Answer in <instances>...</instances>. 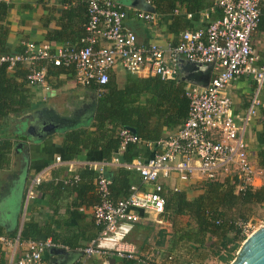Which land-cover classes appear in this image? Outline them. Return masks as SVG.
I'll use <instances>...</instances> for the list:
<instances>
[{
    "label": "built area",
    "instance_id": "1",
    "mask_svg": "<svg viewBox=\"0 0 264 264\" xmlns=\"http://www.w3.org/2000/svg\"><path fill=\"white\" fill-rule=\"evenodd\" d=\"M86 5V35L80 46L62 44L53 47L50 42H24L21 51L0 55V65L12 70L17 64L27 69L28 85L47 84L45 64L71 68L77 85L93 88L100 95L103 85L117 65L132 75L155 76L162 80L178 75V61L184 58L197 64H208L214 76L206 86L188 85L185 95L189 99L187 117L179 128L157 140H144L131 129L121 127L118 132L119 152L128 143L143 145L153 152L146 160L139 157L123 162L118 155L110 160L117 167L134 170L143 183L152 189L130 186L123 198L111 195L112 179L105 172L108 162H92L96 171L95 192L98 201L93 206V218L100 226L98 236L81 250L86 257L108 259L110 256L133 259L134 246L125 241L119 226L122 221L135 222L141 211L160 217L164 213L165 198L159 177L167 178L174 171L182 181L197 177L205 181L223 180L227 177L236 183V191L258 186V169L249 158L243 133L262 105L259 94L264 84V64L256 66L251 45L252 33L260 21V0H212L211 9H219L220 16L205 27L186 29L175 43L139 44L135 33L124 25L126 11L118 0H81ZM154 6L158 0H143ZM136 17L152 22V11H136ZM240 76L251 77L255 84L250 103L245 112L235 113L227 86ZM56 162H62L60 156ZM67 167L72 168L71 163ZM74 180L79 175L73 176ZM41 176L32 178L26 198L34 196L33 190ZM176 190V188H174ZM241 234L248 235L250 222H239ZM0 241H10L1 237ZM51 238L29 239L16 259L7 264H46L44 252L59 247ZM189 264H198L190 262Z\"/></svg>",
    "mask_w": 264,
    "mask_h": 264
},
{
    "label": "crops",
    "instance_id": "2",
    "mask_svg": "<svg viewBox=\"0 0 264 264\" xmlns=\"http://www.w3.org/2000/svg\"><path fill=\"white\" fill-rule=\"evenodd\" d=\"M118 1L126 11L124 25L135 33L139 44L145 45L152 42L162 45L175 43L182 31L205 27L220 15L218 9H211L212 0H175L172 9L170 7L168 9L164 3L149 7L143 0ZM85 7V3L81 0H0V55L21 51L24 42L27 41H47L53 47L62 44L80 46L84 35ZM139 10L154 12L155 20L146 22L137 18L135 13ZM260 11L258 27L251 36L256 66L264 64V0H260ZM190 64L191 62L184 58L178 63L179 70L176 78L186 82V86L203 85L194 79H189L191 75L198 78L208 77V82L214 76L212 66L203 64L198 68L199 70L196 72L194 70L192 73ZM43 65L47 71V84L27 85L30 90L31 111L44 105H51L58 113L69 114L88 102L90 90L87 88L83 90L84 87L77 85L71 68H58L45 63ZM129 74L117 65L111 75L118 85L122 86L120 80L123 79L125 82ZM255 90L256 84L251 77L240 76L231 81L226 91L232 99V108L235 113L245 112ZM263 90L264 84L259 94L262 104L264 103ZM18 120L21 121L20 116ZM18 120L11 114L7 124L3 126L4 132L2 131L3 135L6 134L11 138L13 145L8 164L0 167V238L5 237L10 241L9 244L0 241V264H7L10 259H16L26 247L28 240L21 238L20 234L23 225L28 221L33 220L40 225L47 224L66 238L77 233L83 234L85 230L86 235L88 232L95 231L93 206L97 202L94 175L96 171L91 163L105 162L99 158L98 151L87 149L81 150L71 159L64 157L61 146L64 139L63 133L68 128L56 130L44 138L32 139L27 136L23 122ZM26 120L28 121L24 118V121ZM179 126L173 130H165L164 136L176 131ZM243 138L246 141L248 153L252 156L251 161L255 165L259 139L252 121L246 127ZM56 156H60L62 162H56ZM67 163H71L72 168L67 167ZM104 168L105 173L111 176L110 172L118 167L112 161H108ZM75 174L85 176L80 179L78 194L72 191L55 197L52 194L53 188L45 185L49 182L54 185ZM36 175L41 176V185L38 188L39 183L33 190L34 196L27 199V190L32 178ZM132 177L135 181L133 184L140 189H152L153 185L143 183L138 174ZM201 181L203 180L197 177L182 181L174 171L167 178H158V182L165 189L187 188L189 198L200 192L196 187ZM257 182L258 186L262 184L260 178ZM43 183L44 187L41 189ZM116 198H122L121 193H117ZM75 201L80 203L74 205ZM77 212L81 213L79 219L72 217L73 213ZM138 213L141 215L138 221H122L119 226L125 233L124 240L134 246V259H142L147 264H155V262L181 264L184 259L192 258V254H186L183 249L172 246L169 241L173 223L175 222L178 227L185 226L189 222L188 215H170L164 212L160 217H155L141 211ZM55 220L60 221L58 227L53 223ZM81 243L87 242L83 240ZM65 249L68 252L66 254L54 253L47 249L44 252L46 264H90L93 259L86 257L80 247ZM161 251H164L162 255H160ZM211 257L213 256L191 261L202 264ZM94 258L100 260L102 264H110L108 259L96 256Z\"/></svg>",
    "mask_w": 264,
    "mask_h": 264
},
{
    "label": "trees",
    "instance_id": "3",
    "mask_svg": "<svg viewBox=\"0 0 264 264\" xmlns=\"http://www.w3.org/2000/svg\"><path fill=\"white\" fill-rule=\"evenodd\" d=\"M163 3L168 9H172L175 0H158L155 4ZM218 12L220 13L219 9ZM86 22L87 11L83 37L86 35ZM26 72L27 69L20 63L12 70H8L6 64L0 65V167L8 164L13 145L11 138L6 134L3 135V126L7 124L11 114L18 120L19 116L32 110L30 90L25 80ZM111 74L109 81L103 85L100 95L95 97L96 105L90 122L68 128L63 133L61 153L67 159L87 149L98 151L99 158L105 161L110 160L114 155H118L123 162H130L136 157L146 160L153 152L143 145L128 143L125 149L119 152V129L127 127L142 139L153 141L163 137L165 130H173L181 125L187 117L189 99L185 95L186 82L177 78L162 80L155 76L135 77L129 74L124 84L119 86ZM91 89L94 91L93 88ZM252 123L259 139L255 165L258 169L264 170V103L257 107ZM134 174L138 173L124 167H118L110 172L111 195L114 199H118L117 193H121L122 198L129 194L130 186L135 182L132 177ZM94 175L96 176L95 173ZM84 177L80 174L78 180H74L72 176L54 185L50 182L45 185L53 188L52 194L55 197L72 191L78 194L80 179ZM40 185L41 183L38 188ZM43 187L44 183L41 189ZM196 189L200 192L191 198L188 197L187 188L162 189L165 214L189 216V222L183 227L173 223L169 241L172 246L183 249L186 254H192L191 259H184L181 264H189L191 260L197 261L209 256H217L227 264L236 255L233 250H238L246 237L241 234L239 222L246 223L250 220L253 206L264 205V182L260 186L237 192L235 181L227 177L221 181L203 180ZM78 203L80 202L75 201L74 205ZM73 214L72 217L75 219L81 217V213ZM53 223L56 227L60 225L58 220ZM95 226V231L92 233L88 232L86 235L85 230L83 234L77 233L66 238L47 224L40 225L31 220L23 225L20 237L27 240L49 237L64 248H83L98 236L101 228L97 224ZM83 240L87 243L82 244ZM233 242L232 247L230 244ZM223 250L228 252L227 256L222 255ZM92 258L90 264H102L100 260ZM108 260L110 264H147L142 259L117 256H110Z\"/></svg>",
    "mask_w": 264,
    "mask_h": 264
},
{
    "label": "water",
    "instance_id": "4",
    "mask_svg": "<svg viewBox=\"0 0 264 264\" xmlns=\"http://www.w3.org/2000/svg\"><path fill=\"white\" fill-rule=\"evenodd\" d=\"M201 65L203 64L191 62L189 68L193 73L194 70L195 72L199 70L198 68ZM188 78L202 83V86H206L208 84V77L198 78L191 75ZM89 93L90 100L83 103L80 107L75 108L74 111L69 114L58 113L53 106L44 105L43 107H38L31 112L21 115L20 118L23 120L27 136L32 139H40L55 132L56 130L88 124L94 115L96 105V96L94 92L89 91ZM24 118L28 119V121H24ZM48 250L58 254L68 253L67 249L61 246L51 247ZM228 264H264V225L253 230L245 237L239 246L235 257Z\"/></svg>",
    "mask_w": 264,
    "mask_h": 264
},
{
    "label": "rangeland",
    "instance_id": "5",
    "mask_svg": "<svg viewBox=\"0 0 264 264\" xmlns=\"http://www.w3.org/2000/svg\"><path fill=\"white\" fill-rule=\"evenodd\" d=\"M123 83H124V80L122 79V80H120V85H123ZM83 88V87H82ZM83 90H85V88H83ZM96 96V95H95ZM88 101H89V99H88ZM20 122H23V120H21ZM247 133V132H246ZM249 154V153H248ZM249 158L252 160V156L251 155H249ZM260 180L262 181V183L264 182V171L263 172H261L260 174ZM259 184V183H258ZM257 184V185H258ZM191 192V191H190ZM190 195L192 194V192L191 193H189ZM251 212H252V215H251V217H250V220H249V222H250V225H251V229L249 230V232L248 233H250V232H252L253 230H255V229H257L258 227H260V226H262V225H264V205H255V206H253L252 208H251ZM232 245H234V242L232 243V244H230V246H232ZM233 247V246H232ZM234 252L233 253H235L236 254V252H237V250H233ZM162 253H164V251L162 252L161 251V254L160 255H162ZM222 253V255H225V256H227L228 254V252L227 251H222L221 252ZM231 261V260H230ZM229 261V262H230ZM183 262V261H182ZM228 262V263H229ZM227 263V264H228ZM155 264H158V263H156L155 262ZM202 264H226L224 261H222L219 257H217V256H214V257H211V258H209V260H206L204 263H202Z\"/></svg>",
    "mask_w": 264,
    "mask_h": 264
},
{
    "label": "flooded vegetation",
    "instance_id": "6",
    "mask_svg": "<svg viewBox=\"0 0 264 264\" xmlns=\"http://www.w3.org/2000/svg\"><path fill=\"white\" fill-rule=\"evenodd\" d=\"M87 89L90 90V91H92V92H94L91 88H87ZM88 99L90 100V98H88ZM88 99H87V100H88Z\"/></svg>",
    "mask_w": 264,
    "mask_h": 264
}]
</instances>
